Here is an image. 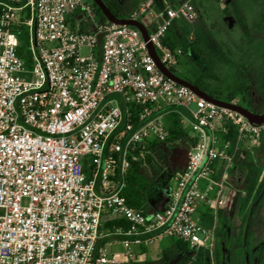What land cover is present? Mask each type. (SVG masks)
Instances as JSON below:
<instances>
[{"label":"built area","instance_id":"obj_1","mask_svg":"<svg viewBox=\"0 0 264 264\" xmlns=\"http://www.w3.org/2000/svg\"><path fill=\"white\" fill-rule=\"evenodd\" d=\"M102 14L93 0H0V264H131L133 246L163 238L193 253L213 249L216 226L194 217L213 198L210 178L243 143L264 139V122L200 97L150 54L148 43L173 71L181 51L163 41L175 20L196 18L192 0L168 6L148 41ZM82 21L94 31H82ZM170 113L197 142L167 205L150 215L124 190L146 146L168 138ZM230 129L235 142L225 138ZM106 215L128 224L107 234L124 259L98 248Z\"/></svg>","mask_w":264,"mask_h":264},{"label":"rangeland","instance_id":"obj_2","mask_svg":"<svg viewBox=\"0 0 264 264\" xmlns=\"http://www.w3.org/2000/svg\"><path fill=\"white\" fill-rule=\"evenodd\" d=\"M180 1L184 0H136L133 11L142 15L146 24L157 25L165 18L167 7ZM192 3L197 16L190 21L186 20L190 25V32L171 50L181 51L180 56L175 54L174 69L181 73L186 72L190 59L201 68L205 67L203 58L191 47L190 41H194L200 48L207 47L217 61L223 62L222 76L233 86L237 78V68L230 61L233 58L227 55V50L234 49L243 41L247 48H251L253 59H257L256 68L253 69L252 78L248 77L247 71L252 62L250 55L245 51L238 58L235 57L240 65L246 67L243 80L247 84L242 94H239L232 103L250 111L263 107L264 40L254 39L250 33V26L254 16L264 12V0H192ZM184 127L186 137L174 142L163 141L145 150L142 160H145L144 174L148 186L141 208L151 213L161 209L168 199L176 174L184 166L188 152L194 144L196 131L190 126ZM261 141H247L241 145V150L252 152ZM237 153L238 151L231 162L217 163L210 178L217 193L214 196L215 209L222 211L214 223L216 241L213 249L217 248V252L213 257V264H264V190L260 193L255 191L249 205L242 208L239 191L244 189L245 182L238 175L231 176L229 170ZM84 164L89 166V159H85ZM243 217L244 227L241 226ZM160 245L164 246L165 242ZM192 256L197 259L199 253H193Z\"/></svg>","mask_w":264,"mask_h":264},{"label":"trees","instance_id":"obj_3","mask_svg":"<svg viewBox=\"0 0 264 264\" xmlns=\"http://www.w3.org/2000/svg\"><path fill=\"white\" fill-rule=\"evenodd\" d=\"M111 12L119 19H137L142 21L148 28L152 30L156 25L146 24L142 15L136 14L133 10L136 0H103ZM96 5V4H95ZM80 21V18H75L73 23ZM102 21H107L106 17L102 14ZM81 30L84 32H93L94 28L91 23L81 22ZM190 32V25L184 19L175 20L172 26L169 28L166 38L164 39V45L173 50L180 40L188 35ZM250 33L254 39L264 40V12H261L254 16L250 26ZM191 42L192 49L203 58L205 67L201 68L194 60L190 59L188 63V70L184 73L178 72L173 69V72L181 78L191 82L197 86L200 90L209 94L212 97L218 98L223 101L232 102L239 94H242L246 86V82L243 80V74L246 71L244 65H240L238 62L239 56L245 51L250 55L251 67L248 68L247 75L252 78L253 69L256 68L257 59L254 60V54L251 48H247L245 44L239 43L234 49H228L227 55L232 57L230 60L236 66L237 78L233 86L228 84L227 79L222 76L224 71V64L221 61H217L215 55L207 47H198V44L194 41ZM25 45L19 47V55H25ZM247 48V49H246ZM246 49V50H245ZM236 57V58H235ZM231 59V58H230ZM226 78H228L225 75ZM255 114H263L264 106L251 111ZM168 138L167 142H174L186 137L187 133L184 125L181 123L179 117L175 113H170L166 117ZM226 139L235 142L236 135L232 129L229 130V134L225 135ZM197 139H193L195 144ZM159 143L158 141L150 142L146 146L148 148ZM145 160H139L133 163L129 177L127 179V186L124 190V195L127 198L128 203L131 206L141 208L142 201L144 200V194L147 190L148 180L144 174ZM231 176L242 177L245 182V187L242 191H239V195L242 202V208H246L253 193H258L264 190V139L261 143L252 151L243 152L240 149L230 167ZM222 214L221 210H216L215 213L211 209H208L201 219L202 225L206 227H212L215 223V219L219 218ZM219 215V216H218ZM245 218L243 217L242 227H244ZM127 227L128 224L123 220L115 222V227ZM243 235V233H242ZM217 252L215 249H206L199 253L197 259L193 258L192 251L187 248V245L181 240H173V243L162 250L156 259H144L131 264H213V257Z\"/></svg>","mask_w":264,"mask_h":264},{"label":"water","instance_id":"obj_4","mask_svg":"<svg viewBox=\"0 0 264 264\" xmlns=\"http://www.w3.org/2000/svg\"><path fill=\"white\" fill-rule=\"evenodd\" d=\"M93 2L100 8L102 11L103 15L106 17V19L114 24L117 25H130L138 28L141 32L143 37L145 38L146 41L149 39V30L147 26L140 20L137 19H119L117 18L111 10L108 8V6L105 4L103 0H93ZM148 48L150 51V54L154 58L158 68L169 78L175 80L178 83L184 84L188 87H190L193 91H195L200 97L213 102L217 104L218 106L233 110L246 118H248L251 122L254 123H263L264 122V113L263 114H255L248 110L245 107H242L241 105L232 103V102H227L220 100L218 98L212 97L209 94L205 93L204 91L200 90L197 86L193 85L191 82L181 78L177 74H175L173 71L170 69L166 68L161 61L159 60L157 53L155 51V48L151 43H148Z\"/></svg>","mask_w":264,"mask_h":264},{"label":"crops","instance_id":"obj_5","mask_svg":"<svg viewBox=\"0 0 264 264\" xmlns=\"http://www.w3.org/2000/svg\"><path fill=\"white\" fill-rule=\"evenodd\" d=\"M206 184L202 183L200 184V188L201 189H205ZM217 195V193H215V188H214V194H213V198L210 202L209 205H204V204H200L197 213L195 214V219L196 220H200L202 219V215L208 210L211 209L213 213L216 212V198H214V196ZM168 203V199L163 203V205L161 206V209L166 206ZM145 210V209H144ZM160 210V209H159ZM157 211V210H156ZM147 213H149L150 215H152L153 213L149 212L146 210ZM119 219H114L108 215H106L104 217V220L102 222V225L100 227V231L103 234L104 237H102L99 242H98V248H103L106 249L109 252H116L118 253L119 257L121 259H124L123 256V252H124V248L122 246V244L120 243L119 239L116 237H112V236H107V234L111 231V229H113L115 227V222L118 221ZM165 242V245H160V243ZM173 243V240L170 238H163L160 241L145 247H138V246H133V252L138 256V261L142 260L143 258H152V257H157L163 249H165L166 247H168L169 245H171Z\"/></svg>","mask_w":264,"mask_h":264}]
</instances>
